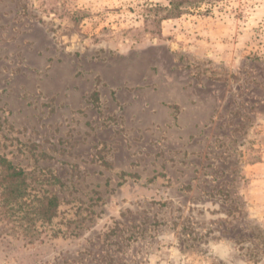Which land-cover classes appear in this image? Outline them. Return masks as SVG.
<instances>
[{
  "label": "rangeland",
  "instance_id": "rangeland-1",
  "mask_svg": "<svg viewBox=\"0 0 264 264\" xmlns=\"http://www.w3.org/2000/svg\"><path fill=\"white\" fill-rule=\"evenodd\" d=\"M168 3L0 0V264H264V0Z\"/></svg>",
  "mask_w": 264,
  "mask_h": 264
},
{
  "label": "trees",
  "instance_id": "trees-1",
  "mask_svg": "<svg viewBox=\"0 0 264 264\" xmlns=\"http://www.w3.org/2000/svg\"><path fill=\"white\" fill-rule=\"evenodd\" d=\"M211 0H169L167 7L155 6L151 9L154 12L153 17L158 21L161 19L178 17L191 8H198L201 4L208 3ZM161 14V15H159ZM96 94V92L94 93ZM2 174L0 175V184H4L8 191L7 197L21 198L23 196L22 186L24 184L23 170L14 166L11 162L5 159H0ZM8 198V199H9ZM40 214L44 219H50L56 211L58 201L57 197L52 195L50 197H43Z\"/></svg>",
  "mask_w": 264,
  "mask_h": 264
}]
</instances>
